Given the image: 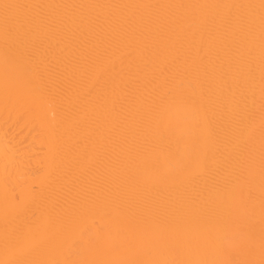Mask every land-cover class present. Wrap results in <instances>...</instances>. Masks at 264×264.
<instances>
[{
  "label": "bare ground",
  "instance_id": "6f19581e",
  "mask_svg": "<svg viewBox=\"0 0 264 264\" xmlns=\"http://www.w3.org/2000/svg\"><path fill=\"white\" fill-rule=\"evenodd\" d=\"M0 264H264V0H0Z\"/></svg>",
  "mask_w": 264,
  "mask_h": 264
}]
</instances>
